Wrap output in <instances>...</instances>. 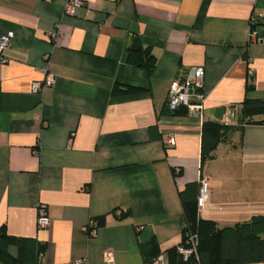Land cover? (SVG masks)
I'll list each match as a JSON object with an SVG mask.
<instances>
[{
  "label": "crops",
  "instance_id": "obj_1",
  "mask_svg": "<svg viewBox=\"0 0 264 264\" xmlns=\"http://www.w3.org/2000/svg\"><path fill=\"white\" fill-rule=\"evenodd\" d=\"M65 5L0 0V35L15 34L0 60V226L26 238L0 264H152V239L170 264L190 182L207 183L199 216L219 227L264 214V122L242 114L246 98L264 100V0H92L74 15ZM140 46L155 55L151 73L135 64ZM194 66L205 68L203 116L169 114L171 82ZM48 73L55 84L34 92ZM219 108L238 130L202 167V124L222 120ZM101 215L89 237L83 227Z\"/></svg>",
  "mask_w": 264,
  "mask_h": 264
},
{
  "label": "trees",
  "instance_id": "obj_2",
  "mask_svg": "<svg viewBox=\"0 0 264 264\" xmlns=\"http://www.w3.org/2000/svg\"><path fill=\"white\" fill-rule=\"evenodd\" d=\"M135 64L145 67L152 72L156 65V58L147 47L140 46L134 53ZM253 84H248L247 90L253 89ZM242 114L248 123H259L264 120H252L253 116L264 114V100H252L246 98L243 101ZM172 115H187L188 109L180 106L169 110ZM238 126L226 124L222 120H204L202 124L201 165L215 158V150L223 141H229ZM200 182H190L180 191V197L184 209L183 237L180 244L167 249L170 264H247L264 262V214L254 215L249 220L235 223L232 226L219 227L217 222L204 219L199 216L197 195L200 190ZM97 227L105 224V216L101 215L93 219ZM198 233L197 256L184 258L178 250V246L184 244L186 236ZM26 238L10 235L5 225L0 226V255H6L5 248L8 244H16L23 248ZM44 246L39 245L41 253ZM146 253L151 262L160 253V245L156 239L146 244Z\"/></svg>",
  "mask_w": 264,
  "mask_h": 264
},
{
  "label": "built area",
  "instance_id": "obj_3",
  "mask_svg": "<svg viewBox=\"0 0 264 264\" xmlns=\"http://www.w3.org/2000/svg\"><path fill=\"white\" fill-rule=\"evenodd\" d=\"M49 1V0H46ZM92 0H66L65 13L74 15L76 10L84 5L90 4ZM258 15L254 14L252 16V22H256ZM59 26L56 27L50 34V39L55 40L59 35ZM15 37L14 32L9 31L0 35V60L6 62L8 59L4 55V51L11 44ZM256 37V32L253 34ZM48 54L46 58H48ZM204 77L205 68L203 66H194L188 70H180L177 76L173 79L170 84V88L167 95L166 104L169 110H174L180 106H185L188 109L189 114L203 116L204 102L206 99V94L204 92ZM56 78L53 74H47L43 80H38L33 83L34 92H42L46 86H53L55 84ZM232 113L231 111H226L222 117V122L228 124L231 122ZM167 144H173L174 138L169 136L166 140ZM208 185L203 180L201 182L199 194L197 197L198 210H201L206 203L208 198ZM118 216L124 214V210L118 209L116 211ZM50 222V218L47 214L46 205L43 203L38 204V227L40 229L47 228ZM84 232L89 237H95L97 234L98 227L96 222L91 220L83 227ZM199 242L198 233H191L186 236V241L184 244L178 246V250L183 254L184 258H189L194 255L197 256V245ZM33 264H45L41 260H38ZM68 264H86L85 259H77ZM152 264H166L165 257L160 253L153 261Z\"/></svg>",
  "mask_w": 264,
  "mask_h": 264
},
{
  "label": "water",
  "instance_id": "obj_4",
  "mask_svg": "<svg viewBox=\"0 0 264 264\" xmlns=\"http://www.w3.org/2000/svg\"><path fill=\"white\" fill-rule=\"evenodd\" d=\"M128 45L130 46V48L132 50H137L138 49V38L136 37H129L128 39ZM225 113V108H219L216 110L215 112V117L219 118V119H222L223 115Z\"/></svg>",
  "mask_w": 264,
  "mask_h": 264
},
{
  "label": "rangeland",
  "instance_id": "obj_5",
  "mask_svg": "<svg viewBox=\"0 0 264 264\" xmlns=\"http://www.w3.org/2000/svg\"><path fill=\"white\" fill-rule=\"evenodd\" d=\"M223 148L220 150V154H221V159H220V161H219V163H218V165H219V167L220 168H224V167H226L227 166V160H225V158H223L222 156L224 155V152H223ZM231 166H232V170H234L233 172H237V170H238V165L236 164V163H234V162H231Z\"/></svg>",
  "mask_w": 264,
  "mask_h": 264
}]
</instances>
